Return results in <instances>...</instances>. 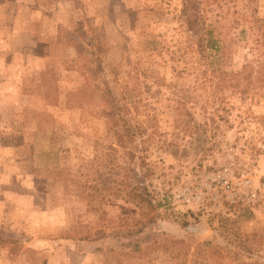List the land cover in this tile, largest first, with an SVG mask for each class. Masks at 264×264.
Wrapping results in <instances>:
<instances>
[{
    "label": "rangeland",
    "instance_id": "1",
    "mask_svg": "<svg viewBox=\"0 0 264 264\" xmlns=\"http://www.w3.org/2000/svg\"><path fill=\"white\" fill-rule=\"evenodd\" d=\"M0 264H264V0H0Z\"/></svg>",
    "mask_w": 264,
    "mask_h": 264
},
{
    "label": "built area",
    "instance_id": "2",
    "mask_svg": "<svg viewBox=\"0 0 264 264\" xmlns=\"http://www.w3.org/2000/svg\"><path fill=\"white\" fill-rule=\"evenodd\" d=\"M236 178L231 166H225L220 171L196 176L197 184L185 186L183 192L175 196L198 207H203L206 203L223 207L225 198L234 204L238 199L255 194L252 178H242L238 182L240 187L234 181Z\"/></svg>",
    "mask_w": 264,
    "mask_h": 264
},
{
    "label": "trees",
    "instance_id": "3",
    "mask_svg": "<svg viewBox=\"0 0 264 264\" xmlns=\"http://www.w3.org/2000/svg\"><path fill=\"white\" fill-rule=\"evenodd\" d=\"M121 131H122V132H126L128 136H132V134H134V133L130 132V131H131V128H130L129 126H127V125H126V128H124V129L122 128V130H120V132H121ZM122 132H121V133H122ZM121 133H119V138H120V140H121V142H122V140H123L122 137H123L124 135H122Z\"/></svg>",
    "mask_w": 264,
    "mask_h": 264
}]
</instances>
